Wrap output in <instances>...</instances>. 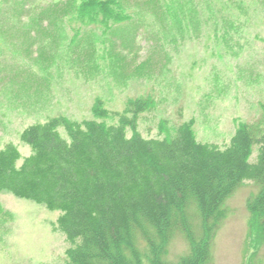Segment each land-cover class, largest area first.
Listing matches in <instances>:
<instances>
[{"label": "rangeland", "instance_id": "rangeland-1", "mask_svg": "<svg viewBox=\"0 0 264 264\" xmlns=\"http://www.w3.org/2000/svg\"><path fill=\"white\" fill-rule=\"evenodd\" d=\"M81 1L0 0V150L11 143L29 156L21 132L53 117L116 124L94 115L98 101L124 112L129 101L150 99L139 119L148 139L172 138L194 120L198 141L225 147L240 124L261 120L264 7L255 5L247 16L236 12L234 28H226L220 15L172 19L170 0H121L130 18L105 25L78 18ZM258 191L246 181L226 199L202 264H264V235L248 207ZM58 217L1 193L0 264H70L64 236L52 232ZM191 223L201 230L199 218ZM137 244L145 250L141 236ZM190 250L176 230L158 259L179 264Z\"/></svg>", "mask_w": 264, "mask_h": 264}, {"label": "trees", "instance_id": "trees-1", "mask_svg": "<svg viewBox=\"0 0 264 264\" xmlns=\"http://www.w3.org/2000/svg\"><path fill=\"white\" fill-rule=\"evenodd\" d=\"M255 5L264 7V0H170L169 10L172 19L220 15L224 27L234 28L232 17L247 16ZM75 10L80 19L94 17L91 23L130 18L121 0H82ZM151 104L138 98L126 111L112 112L98 101L94 115L112 117L116 124L53 117L21 132L29 156L11 143L0 150V194L58 212L52 232L64 236L70 264H164L158 258L176 230L191 246L179 264L205 263L213 222L246 181L259 186L248 207L264 235V105L258 123L240 124L220 147L198 141L194 120L178 126L172 138L143 137L139 119ZM194 217L200 219L199 231L191 227Z\"/></svg>", "mask_w": 264, "mask_h": 264}]
</instances>
